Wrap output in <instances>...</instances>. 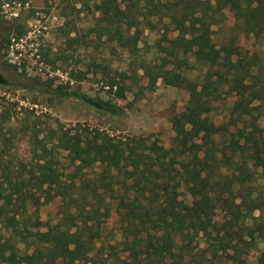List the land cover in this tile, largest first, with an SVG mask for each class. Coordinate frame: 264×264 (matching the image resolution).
I'll list each match as a JSON object with an SVG mask.
<instances>
[{
  "label": "trees",
  "instance_id": "1",
  "mask_svg": "<svg viewBox=\"0 0 264 264\" xmlns=\"http://www.w3.org/2000/svg\"><path fill=\"white\" fill-rule=\"evenodd\" d=\"M88 1L100 12L94 30L97 41L114 53L118 48L127 50L134 62L142 24L151 27L154 18L167 17L178 31L160 44L162 62L155 76L150 67H141L150 81L162 77L167 84L189 91L178 122L182 134L167 149L144 136L59 126L48 137L34 133L32 158L21 160L16 174L9 168L11 158L6 161L0 155V264H89L95 260L92 252L101 237L98 212L111 207L122 239L98 250L106 255L105 264L117 258L120 247L129 253L131 264H192L189 239L200 233L214 255L238 254L240 246L256 247L258 240H264V187L252 183L258 173L264 175V135L244 126L237 138L222 142L210 115L223 91L247 92L264 106V57L257 52L242 55L235 40L217 48L212 33L228 8L243 32L264 39V0H127L123 9L118 0ZM26 34L27 30L10 28L0 39V52L10 47L11 39ZM66 37L69 46L88 50L92 45L70 32ZM63 55L68 59L67 53ZM189 55L208 67L201 81L184 73L190 68ZM42 59L56 68L58 59ZM93 65L95 75L101 74L107 98L53 86V79L45 82L47 88L42 91L80 99L113 116L124 115L131 103L115 100H125L133 88L126 81L128 72L112 74L105 58ZM89 73V69L80 70L77 79ZM70 75L75 78L73 72ZM0 83L10 84L1 72ZM179 161L189 168L183 179H192L186 190L193 202L185 210L177 206ZM53 197L61 203L57 223L51 230L33 232L39 219L32 221L27 211H37ZM220 210L221 219H215ZM257 211L260 214L255 215ZM249 219L252 224L247 223ZM19 242L28 245L23 253ZM257 264H264V251Z\"/></svg>",
  "mask_w": 264,
  "mask_h": 264
},
{
  "label": "rangeland",
  "instance_id": "2",
  "mask_svg": "<svg viewBox=\"0 0 264 264\" xmlns=\"http://www.w3.org/2000/svg\"><path fill=\"white\" fill-rule=\"evenodd\" d=\"M118 1L122 9L128 2ZM99 16L100 12L93 1L88 0H27L25 3L0 0V39L10 28L27 30L25 36L11 39L10 47L0 52V72L10 81V84L0 83V155L6 161L11 158L13 163L9 168L14 174L21 160L32 158L31 143L36 140L34 133H38L40 138L48 137L50 130L59 126L75 130L101 129L118 136H144L157 140L167 149L181 136L178 122L189 100V91L185 87L167 84L162 77H156L152 82L141 67H150L155 76L162 62L160 44L165 45L166 38H174L178 31L167 17L154 18L151 27L142 24V36L134 62L127 50L118 48L114 53L97 41V32L94 30ZM89 31H92L91 34ZM68 32L71 36L79 35L80 40L92 42L91 47L85 50L84 47L69 46L66 37ZM212 38L217 48L227 41L235 40L242 55L257 52L264 57V39L256 40L253 35L243 32L228 8L225 9L222 23L213 27ZM64 53L69 55L68 59H65ZM43 57L47 60L58 59L56 68ZM104 58L112 74L119 76L118 72L127 71L126 81L133 85L125 100H115L122 104L131 103L124 115L113 116L88 106L80 99L62 98L42 91L47 88L45 82L53 79V86H70L107 98V89L100 81L101 74L95 75L96 67L93 65ZM188 58L190 68H184V73L190 79L201 81L208 67L196 62L191 55ZM9 63L16 64L18 68ZM88 69L90 73L85 79H77L80 70ZM71 72L75 78L70 77ZM260 104L261 101L252 99L247 92L242 95L223 91L214 102L210 115L219 128L218 138L222 142L237 138L239 129L244 126L264 135V106ZM247 105L255 109L250 111L245 108ZM4 142L7 143L5 147ZM177 168L181 177L177 206L185 210L193 202L186 190L187 183L192 179L190 176L188 181L183 179L187 178L189 168L182 161L178 162ZM252 184L262 189L264 175L258 173L257 180ZM60 204V198L53 197L37 211L29 208L27 216L31 215L32 221L39 219L38 225L31 228L32 231L51 230L58 221ZM114 212L113 207L102 208L98 212L101 237L92 252L95 260L89 264H105L106 255L103 256L102 251L98 250L122 239ZM222 213L218 211L215 219L220 220ZM258 214L259 211L255 213ZM247 223L252 224V220L249 219ZM189 240L194 254L192 264H257L264 251V240H258L256 247L242 249L240 246L238 254L234 255L230 251L229 255L224 252L214 255L210 248L207 249L201 233ZM18 247L23 253L28 245L19 242ZM117 252V258L108 260V264H131L128 252L121 247Z\"/></svg>",
  "mask_w": 264,
  "mask_h": 264
},
{
  "label": "flooded vegetation",
  "instance_id": "3",
  "mask_svg": "<svg viewBox=\"0 0 264 264\" xmlns=\"http://www.w3.org/2000/svg\"><path fill=\"white\" fill-rule=\"evenodd\" d=\"M2 39V38H1ZM0 43H1V40H0Z\"/></svg>",
  "mask_w": 264,
  "mask_h": 264
}]
</instances>
